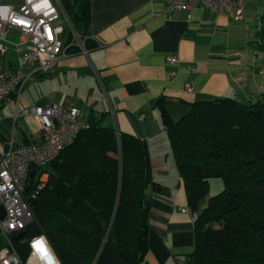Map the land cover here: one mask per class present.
<instances>
[{"label": "crops", "instance_id": "0c3cea01", "mask_svg": "<svg viewBox=\"0 0 264 264\" xmlns=\"http://www.w3.org/2000/svg\"><path fill=\"white\" fill-rule=\"evenodd\" d=\"M248 3L245 18L238 20L204 6L169 12L165 0H88L90 25L82 38L88 52L70 45L51 70L34 73L18 96L1 103L0 139L14 138L16 144L39 140L40 123L23 109L57 103L79 108L81 120L89 124L146 141L155 179L171 191L163 196L148 190L147 260L193 264L197 214L183 211L190 206L163 111L177 121L196 101L229 96L251 102L264 92V50L253 43L249 19L254 14ZM10 33L18 41H3L9 50L0 54V73L17 69L27 49L19 30ZM65 33L69 38V30ZM174 55L178 61H169ZM209 183L211 196L224 189L222 178ZM8 241L0 229V246Z\"/></svg>", "mask_w": 264, "mask_h": 264}, {"label": "trees", "instance_id": "16d2710c", "mask_svg": "<svg viewBox=\"0 0 264 264\" xmlns=\"http://www.w3.org/2000/svg\"><path fill=\"white\" fill-rule=\"evenodd\" d=\"M61 1L84 38L88 0ZM260 19L253 41L264 49V15ZM163 116L197 214L192 263L264 264V92L251 102L196 101L177 121ZM42 170L49 181L30 202L33 219L23 237H11L22 258L29 239L45 235L61 264H149L148 190L171 191L156 181L146 141L125 132L119 137L115 128L92 121ZM214 177L223 179L224 189L211 196Z\"/></svg>", "mask_w": 264, "mask_h": 264}, {"label": "built area", "instance_id": "2783aa9c", "mask_svg": "<svg viewBox=\"0 0 264 264\" xmlns=\"http://www.w3.org/2000/svg\"><path fill=\"white\" fill-rule=\"evenodd\" d=\"M247 1L165 0L169 12L192 11L196 6H204L238 20L245 18ZM0 14L7 17L0 19V54L9 50L3 41L8 39L11 28L19 30L21 39L28 44L19 56L18 68L0 73V104L12 95L18 96L34 73L51 70L59 58L67 53L70 45H79L83 52H88L59 0H20L16 3L0 0ZM62 14L67 26L56 23ZM68 30V37L72 36L71 42L66 39L65 32ZM21 44L18 43L19 46ZM169 61L176 62L178 57L170 56ZM187 88L192 89V85L187 84ZM80 113L77 107L57 103L28 106L23 109V114L38 120L42 131L40 139L28 144H16L14 138L0 139V201L6 211L5 217L0 219V229L9 236L8 243L0 248V264H44L39 257H46L49 250L58 259L45 235L29 239L30 252L26 258L21 257L11 237L23 232L33 219L28 198L35 199L49 181V174L42 168L71 145L82 129L89 127V123L81 120ZM117 135L120 137L119 130ZM31 175L33 178L28 188ZM183 211L192 213L190 208ZM41 240L44 251L34 247ZM34 250L39 256L34 255Z\"/></svg>", "mask_w": 264, "mask_h": 264}, {"label": "rangeland", "instance_id": "374dc122", "mask_svg": "<svg viewBox=\"0 0 264 264\" xmlns=\"http://www.w3.org/2000/svg\"><path fill=\"white\" fill-rule=\"evenodd\" d=\"M4 1H8V0H4ZM248 2H249L248 3V8L254 14V19L253 18H252L253 20L249 19L250 26H251V28H249L250 29V34L252 36H256V30H257V27L259 25V15H260V13L264 14V0H248ZM65 21H66L65 20V15L62 14V17L59 20H57L56 23L65 24V26H67ZM15 36H14V33H10L8 40L9 41H18V37L17 36L15 37ZM253 43L256 44L257 42H253ZM47 167H48V169L51 168V167H49V165H47Z\"/></svg>", "mask_w": 264, "mask_h": 264}, {"label": "clouds", "instance_id": "9594fccd", "mask_svg": "<svg viewBox=\"0 0 264 264\" xmlns=\"http://www.w3.org/2000/svg\"><path fill=\"white\" fill-rule=\"evenodd\" d=\"M7 17L0 14V19H6ZM34 255L39 256L38 253L34 250ZM42 261H44V264H59L58 259L54 256V254L49 250L46 257H39Z\"/></svg>", "mask_w": 264, "mask_h": 264}, {"label": "water", "instance_id": "95a60500", "mask_svg": "<svg viewBox=\"0 0 264 264\" xmlns=\"http://www.w3.org/2000/svg\"><path fill=\"white\" fill-rule=\"evenodd\" d=\"M32 178H33V175H31V178L29 179V182H28V188L30 187L31 185V182H32ZM30 202H33L34 199L33 198H28ZM6 215V211H5V207L3 204H0V219L4 218ZM25 234V232H20L18 234H15L13 235V239L16 240V239H19L21 237H23Z\"/></svg>", "mask_w": 264, "mask_h": 264}, {"label": "snow or ice", "instance_id": "6c2138e0", "mask_svg": "<svg viewBox=\"0 0 264 264\" xmlns=\"http://www.w3.org/2000/svg\"><path fill=\"white\" fill-rule=\"evenodd\" d=\"M34 247L40 249L41 251H44V250H45V249H44V243H43L42 240H41V241H37V242L35 243Z\"/></svg>", "mask_w": 264, "mask_h": 264}]
</instances>
